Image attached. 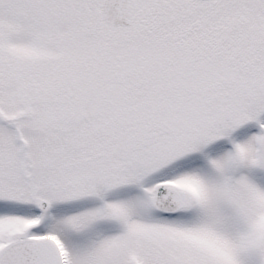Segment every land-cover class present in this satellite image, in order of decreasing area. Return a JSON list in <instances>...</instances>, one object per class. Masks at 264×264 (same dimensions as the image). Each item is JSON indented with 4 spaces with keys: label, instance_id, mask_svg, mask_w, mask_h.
<instances>
[{
    "label": "snow or ice",
    "instance_id": "obj_1",
    "mask_svg": "<svg viewBox=\"0 0 264 264\" xmlns=\"http://www.w3.org/2000/svg\"><path fill=\"white\" fill-rule=\"evenodd\" d=\"M0 264H264V0H0Z\"/></svg>",
    "mask_w": 264,
    "mask_h": 264
}]
</instances>
